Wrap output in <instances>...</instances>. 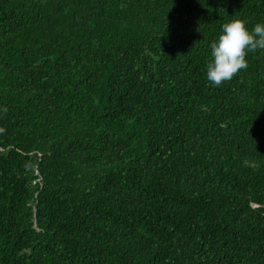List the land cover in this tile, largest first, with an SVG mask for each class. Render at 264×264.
<instances>
[{"label":"trees","instance_id":"16d2710c","mask_svg":"<svg viewBox=\"0 0 264 264\" xmlns=\"http://www.w3.org/2000/svg\"><path fill=\"white\" fill-rule=\"evenodd\" d=\"M264 0H0V264H264ZM7 112H3V108Z\"/></svg>","mask_w":264,"mask_h":264},{"label":"clouds","instance_id":"9594fccd","mask_svg":"<svg viewBox=\"0 0 264 264\" xmlns=\"http://www.w3.org/2000/svg\"><path fill=\"white\" fill-rule=\"evenodd\" d=\"M264 50V24L257 23L251 30L242 19L222 25L218 38L210 44V60L206 78L212 87H220L236 78L249 67L248 55ZM7 112V108H3Z\"/></svg>","mask_w":264,"mask_h":264}]
</instances>
